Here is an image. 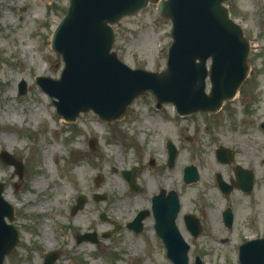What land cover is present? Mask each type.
Returning a JSON list of instances; mask_svg holds the SVG:
<instances>
[{"label":"rangeland","instance_id":"374dc122","mask_svg":"<svg viewBox=\"0 0 264 264\" xmlns=\"http://www.w3.org/2000/svg\"><path fill=\"white\" fill-rule=\"evenodd\" d=\"M67 6L68 0H0V151L7 150L22 164L19 178L15 167L0 159L2 196L14 207L18 231L3 264H42L51 249L61 252L54 264H173L154 235L150 217L140 233L124 226L137 210L150 207V197L160 187L175 189L183 210L206 216L202 235L190 246L188 264H194L197 255L205 264H238V244L264 236L263 213L237 211L264 202V142L259 139L264 134V0L228 1L232 17L250 41L252 72L217 112L180 116L172 103L156 108L147 93L132 100L127 115L111 122L91 110L65 121L35 82L36 75L58 77L63 67L50 38ZM113 27L112 48L123 62L132 68H165L170 21L158 15L154 4L122 17ZM21 80L26 83L22 94ZM14 110L23 115L21 121L11 117ZM89 139H94L92 148ZM167 139L177 151L172 166L166 162ZM219 145L233 151L229 161L217 160ZM187 164L196 166L198 180L183 182ZM133 165L140 166L135 174L139 191L129 190L120 173ZM237 165L255 173L252 190L223 194L215 173L230 182ZM46 166L52 169L49 178L43 175ZM41 176L43 183L35 186L33 181ZM188 184L193 185L190 199L184 194ZM63 185L66 196L52 190ZM80 193L87 199L72 214ZM227 207L233 213L230 228L222 221ZM102 211L122 227L114 230L111 221L99 217ZM85 231L95 232L98 243L77 242L76 235Z\"/></svg>","mask_w":264,"mask_h":264},{"label":"water","instance_id":"95a60500","mask_svg":"<svg viewBox=\"0 0 264 264\" xmlns=\"http://www.w3.org/2000/svg\"><path fill=\"white\" fill-rule=\"evenodd\" d=\"M228 0H69L66 13L55 27L51 47L58 51L64 61L59 78L37 76L36 82L53 97L56 110L66 120L73 121L80 111L93 110L108 121L122 118L126 106L132 99L150 92L156 106L172 102L178 113L189 114L197 110L217 111L223 101L231 99L250 70L247 59L249 40L243 29L229 16ZM155 3L158 14L171 20L169 33L172 41L168 46L166 68L148 71L130 68L123 63L115 51H111L114 30L111 26L121 16ZM209 67L207 68V59ZM207 79L210 82L206 91ZM26 84L19 83V92L24 93ZM264 128V121L261 123ZM91 147L93 146L90 144ZM168 164L173 165L176 150L167 141ZM218 159L227 161L232 151L225 147L216 150ZM4 163L13 164L21 177V162L7 151L0 152ZM153 164V160L150 161ZM134 168L122 170L130 189L136 190ZM236 186L249 191L253 173L237 167ZM185 182L198 179L196 167L186 165L183 171ZM218 184L224 192L232 185L225 183L217 173ZM3 183L0 181V264L10 253L18 239L12 223L13 207L2 197ZM161 190L154 196L152 209L159 217L157 232L162 237L167 256L174 264H187L189 245L179 234L174 218L179 209L178 196L170 191L169 200L164 201ZM99 198V196H96ZM86 196L81 194L71 208L75 213L81 208ZM143 210L128 223L139 231L140 219L147 214ZM103 216V214H101ZM167 215L168 217H164ZM232 212H223L224 222L231 225ZM120 227L117 225L116 228ZM96 241L94 233L78 234L76 240ZM58 250L48 251L43 264H53L59 256ZM195 264H204L196 257ZM239 264H264V237L248 240L240 245Z\"/></svg>","mask_w":264,"mask_h":264},{"label":"flooded vegetation","instance_id":"af4514ba","mask_svg":"<svg viewBox=\"0 0 264 264\" xmlns=\"http://www.w3.org/2000/svg\"><path fill=\"white\" fill-rule=\"evenodd\" d=\"M168 193L169 192H167V191L164 193L163 200L168 199V197H169ZM152 196H153V194H152ZM152 196L150 197V202H149L150 207L152 206V203H153L152 202ZM180 207L181 208L175 217V223H176V226L178 227L179 231L182 233L183 237L185 238V240L191 246V245L195 244L197 242V240L199 239V237L202 235V233L204 231L206 216L201 214L200 212H197L194 210H188V209L183 210L181 199H180ZM149 217L151 219V227L154 231L155 237L162 244L161 239L156 234V229H155L156 228L155 227L156 217L153 213H150ZM145 220H146V218L143 220V228L145 227Z\"/></svg>","mask_w":264,"mask_h":264},{"label":"bare ground","instance_id":"6f19581e","mask_svg":"<svg viewBox=\"0 0 264 264\" xmlns=\"http://www.w3.org/2000/svg\"><path fill=\"white\" fill-rule=\"evenodd\" d=\"M11 117L15 120H18V121H21L23 119V115L21 113H19L18 110H14L11 114ZM5 136H8V139H11L13 138L12 135H5ZM261 139L263 142H264V134L261 135V137L259 138ZM49 148L46 147V151H48ZM51 172H52V169L51 167H48L46 166V169L43 171V175L47 176V178H49L51 176ZM43 177H38L36 178L33 183L34 185L36 186L37 184H42L43 182ZM58 186V185H56ZM53 191H56L58 195L60 196H66L67 195V191L65 189V186L63 185L59 190H56V187H54L52 189ZM185 197L186 198H191L192 197V194H193V185L192 184H188L185 191ZM261 193L264 194V188L261 189ZM263 199H264V195H263ZM44 203H39L38 207L41 211H43L44 209ZM237 211L241 214H248V213H251V212H254L256 214H264V202L261 203L260 205H255V206H252V207H249V206H240L239 208H237ZM47 221V220H46ZM45 224V223H44Z\"/></svg>","mask_w":264,"mask_h":264}]
</instances>
